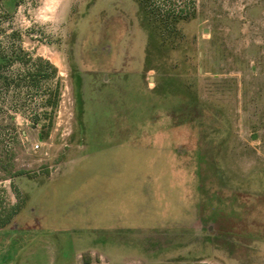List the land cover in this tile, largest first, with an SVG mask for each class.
I'll return each instance as SVG.
<instances>
[{"label": "rangeland", "instance_id": "rangeland-1", "mask_svg": "<svg viewBox=\"0 0 264 264\" xmlns=\"http://www.w3.org/2000/svg\"><path fill=\"white\" fill-rule=\"evenodd\" d=\"M111 245L264 264V0H0V264Z\"/></svg>", "mask_w": 264, "mask_h": 264}, {"label": "crops", "instance_id": "crops-1", "mask_svg": "<svg viewBox=\"0 0 264 264\" xmlns=\"http://www.w3.org/2000/svg\"><path fill=\"white\" fill-rule=\"evenodd\" d=\"M155 249V250H154ZM149 249L146 248L143 253L145 254H160L168 255L170 249L168 246H160L158 248ZM88 256V257H87ZM82 257L78 255V259L74 262H65L54 258L50 264H158L155 260L150 261L147 258H140L139 248L123 247L119 245L106 246V248L101 251H90V255ZM98 257V259L96 258Z\"/></svg>", "mask_w": 264, "mask_h": 264}]
</instances>
